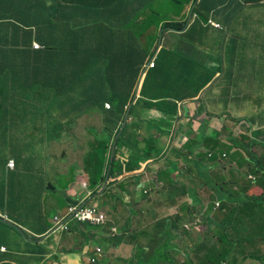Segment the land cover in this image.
<instances>
[{
	"label": "crops",
	"instance_id": "obj_1",
	"mask_svg": "<svg viewBox=\"0 0 264 264\" xmlns=\"http://www.w3.org/2000/svg\"><path fill=\"white\" fill-rule=\"evenodd\" d=\"M149 1L90 0L95 6L73 12L77 27L68 25L63 16L47 27L45 5L41 14L35 11V0H0V19H7L6 25L0 24V264H91L95 247L102 249L108 263L123 264L133 257V249L138 250L132 247V231L139 216L138 204L124 198L143 190L145 195L152 193L154 183L161 185L155 178L163 170L158 169L160 162L176 160V167L184 163L182 157L170 154L174 149L187 154L183 146L192 141L204 147L205 137H226L232 128L235 133L247 129L249 135L259 128L244 125L250 117L264 119V53H259L264 51V6L242 13L246 26L241 28L251 34V42L241 49L237 46L233 60L226 62V36L219 51L207 36L216 28H207L203 35L194 33L203 45L181 38L193 22L189 13L194 5L185 9V27L174 30L157 22ZM222 14L224 18L223 9ZM136 20L150 22L157 38L156 48L147 47L149 56L133 79ZM47 40L59 46L58 56L44 49ZM33 43L41 53L32 48ZM163 49L174 55H161ZM179 55L193 63L181 61ZM37 72L43 76L42 83L33 85ZM4 78L11 79L8 90L2 88ZM192 82L204 86L195 95L189 88ZM137 84V98L142 102L178 99L176 107L171 113L170 106L160 109L133 102L134 115L127 117L123 128L127 131L116 156L115 181L106 186L108 180L99 183L95 177L102 173L105 179L109 174L107 160L117 135L100 166L93 152L110 138L109 133L99 138L106 121L101 100L113 97V89L128 92L129 88L134 97ZM71 113L79 114L72 124L59 123L60 114ZM137 119L146 124L144 130ZM263 144L257 140L254 151L261 153ZM197 145L192 147L193 158L200 150ZM8 160H13L12 169L7 168ZM167 179L162 175V181ZM117 196L121 201L109 199ZM76 202L104 210L106 224L71 221L67 231H59L54 218L64 217ZM108 244L115 250H109Z\"/></svg>",
	"mask_w": 264,
	"mask_h": 264
},
{
	"label": "trees",
	"instance_id": "obj_2",
	"mask_svg": "<svg viewBox=\"0 0 264 264\" xmlns=\"http://www.w3.org/2000/svg\"><path fill=\"white\" fill-rule=\"evenodd\" d=\"M35 2L37 4L35 11H38L41 14L45 5L47 11V27H52L54 22H58L63 17L68 25L77 27L74 25L75 15L73 12L81 7L90 9L95 6V3H90V0H46V4L43 0H35ZM112 5L114 4H110V6ZM193 5H195L192 10L193 22H191L186 33H183L181 38L192 44L198 43L203 45L204 41L200 40L195 34L203 35L204 32L207 31V28L213 29L211 25L207 24V21L211 19L220 24L222 29L218 32L215 29V32L213 31L212 34H208L207 36H211L212 41L216 44H212V46H216L217 51L220 49L221 40L226 36L223 53L225 61L230 62L235 57V48L237 46L240 49L241 47L244 48L249 42H251L252 38L251 34L246 33V31L241 28L242 25L246 26L245 23H242V13L252 6H264V0H198V2L197 0H152L148 2L149 11L158 17L157 22L163 21L164 28L170 27L174 30L185 27L187 18L185 9L187 7L191 9ZM106 6L107 4L103 7ZM222 9L224 10V18L221 16L223 15ZM5 21H7L5 17L1 18L0 24L6 25ZM136 23L135 37H133L135 40L132 45L136 48L134 55L137 59L135 61L133 59L134 63L132 64V67H130L133 70V79L138 78L143 63L149 56L147 54H149L150 50L146 52L147 47L153 50L156 48L155 40L157 38V35L151 30L152 27L150 22L146 23L143 20L137 22L136 20ZM226 27L227 33L224 35ZM243 28L245 29V27ZM43 47L47 52L53 53L52 57H56L60 53L58 50L59 46H53L48 40ZM35 51H37V54L42 52L40 50ZM243 52L245 53V51ZM142 54L145 55L141 56ZM146 55L147 57H145ZM161 55H174V53L163 49ZM179 59L185 63H193L180 55ZM155 65H158V61L154 64V67ZM191 74L192 73H190V75ZM36 77L38 81L33 85L37 84L39 81L42 83L43 76L41 77L37 72ZM45 79L47 78L45 77ZM10 85L11 79L4 78L2 88L8 90ZM131 86L134 90L135 83H131ZM54 87L56 86L53 85L52 88ZM203 87L204 86L201 82H192L189 84V88L194 91V93L192 92V95L199 93ZM112 94L113 97L102 98L101 100V105L107 102L109 103L110 108L104 109L106 110V121H104V129L99 138L104 139L108 133L110 138L103 140L98 144L93 152L95 153V156L99 158L100 166L103 162L104 155L109 153V142L118 134L119 127L133 98L130 96L131 90L129 88L128 92L113 89ZM184 98L187 99L189 97ZM174 100L178 99H167L152 103L142 102L141 99L137 98L135 102L137 104H143L144 107H159L160 109L170 106V109L172 110L171 113H173V109L176 107ZM158 103L159 105H156ZM130 115H134V110L132 108L129 110V116ZM78 116L79 114L72 113L60 114L58 121L61 124H72L73 120ZM263 120L264 119L261 120V118L256 117H250L248 119L246 125H244L246 128L259 126L251 136L246 135V129L245 131H241L239 133L240 135H237L238 137L233 134H229L226 137H221L220 135L215 136V138L205 137L202 142L204 147L198 146L197 141H192L189 145L183 146V149L188 151L187 154H178L180 151L176 149L171 151L172 153L170 154H172L173 157H182L186 166H192L194 168L197 176L200 178L201 184L212 191L214 199L220 204H223L222 206L224 207L215 212V216L220 220H213V228L208 230V232L213 234V237H206L202 242H196V239H192L193 246L189 249L193 250L197 256L200 255V257H197V262H193L191 258H187V263L245 264V262H248L249 264H264V144L261 146V153L254 151L257 140H262L264 143V124H261ZM123 131H125V129L122 130L121 134L116 139L112 161L109 160L110 156L107 160V166H111V169H109L106 186L115 181V164L113 163L115 159H117L116 156L119 154L118 148L122 145V141L124 140L123 139L118 145V141L121 138ZM261 134H263V137L258 138ZM196 145L200 149H204L203 153L199 151L197 152V159H195L196 157H192V147ZM227 156L230 158L229 164L228 162L223 163V161H221L222 158H226ZM176 165V160L170 161L168 159L166 171L163 172V170H161L158 173L157 178L162 180V175L167 176L169 173H176L179 177H182L184 181H187L188 176L183 175L182 171H177L179 169L176 168ZM229 165H233V167L228 168L227 166ZM135 167L136 166L134 165L131 172L134 171ZM212 169H216L217 171L211 172ZM250 176L253 178H250ZM176 177L179 178L178 176ZM92 178L94 180V176ZM183 180H177V182L174 183L172 180L167 179L163 180V182L169 186H173V190L178 194H186L192 198L193 205L198 203L199 200L194 188ZM95 181L102 183L104 181V175L101 173L99 177H95ZM226 187L229 189H226ZM150 194L151 193L148 195ZM117 200L121 201L120 197L117 196ZM228 202H233L234 206L223 213L222 210L227 207ZM78 203L79 202L72 204L78 205ZM192 212L195 213L194 210ZM194 220L195 217L189 222L191 223ZM170 227L175 228V224L164 220L162 235L164 234L167 236L163 239H167L163 244V249L155 252L157 257H159V254L161 255L160 251H162L164 255H167L169 250H175V247L168 242L174 238ZM183 232L186 233L185 230H183ZM212 238H214L216 242L208 247ZM156 250H158L157 247L149 256L145 257L144 253L142 254L141 249H138L131 259L124 262H126V264H158L160 260L167 264H172L169 257H155L154 251ZM186 262L184 264H186Z\"/></svg>",
	"mask_w": 264,
	"mask_h": 264
},
{
	"label": "rangeland",
	"instance_id": "obj_3",
	"mask_svg": "<svg viewBox=\"0 0 264 264\" xmlns=\"http://www.w3.org/2000/svg\"><path fill=\"white\" fill-rule=\"evenodd\" d=\"M259 53H262L263 55L264 51H259ZM79 104L77 103L76 105L79 106ZM140 120L142 121L145 119L141 117ZM136 121L137 123H140V125H143V130L147 127L146 124H143L138 119ZM232 129L230 131V134L232 133L234 136L240 135L239 134L240 131H237V133H235L236 131L234 132L232 131ZM126 131L127 130L123 131L121 138L118 141V145L124 139ZM150 132L153 133V128H151ZM248 133H250L249 135L254 134V132L252 131ZM145 135L148 139H150L151 136L149 134H145ZM150 144H151V140L149 141V143H146L148 147H150ZM142 145L145 144L140 143V146ZM199 152L203 153L204 151L200 149ZM196 155L197 154H194V156L196 157L195 159H197L198 157ZM229 160L230 158L227 156L226 158H222L221 161H223V163L228 162L229 164L230 163ZM117 162L118 161L115 159L113 164L116 165ZM160 163L161 164L158 169L162 167L161 169H163V172L166 171L167 164H165L164 162H160ZM178 164L179 165L176 168L179 170L177 171L179 172L182 171L183 175H187L188 176L187 181H184L183 178L179 177V175L177 174H174V178H172L171 174L173 173H169L167 175V178L172 180L174 183H176L177 180H183L185 183L186 182L189 183V185L192 186L196 192V195L199 200L198 203L193 205L192 198H190L186 194H178L176 191L173 190V186H169L165 184L160 179L158 180L159 182H161V185L158 183H154L153 184L154 188L152 189V193L150 195H148L149 194L148 193L145 196V192L143 190L141 191V194L140 193L136 194L134 195V197L128 195L127 197L124 198V200L129 201L130 204L131 203L138 204L139 216L137 217V219H135L133 223L134 229L132 231V237L134 238L132 240L133 242L132 247L133 248L137 247L138 249H141L142 254L144 253L145 256H149L156 246L158 251L163 249L164 247L163 244L167 239V238L163 239L164 237L167 236H165L164 234L162 235V230H163L162 227L164 220H167L168 222L170 223L172 222L173 224H175V228L170 227V230H172L173 232L174 238L171 239V241L170 240L168 241L169 243H171V245H173V247H175V250H169L167 255H164L162 251H160L161 255L159 254V257H157L156 253L154 254V256L157 258L169 257V259L172 261V264H184L187 258L189 259L191 258L193 262H197V257H200V255L197 256L193 252V250L189 249L191 246H193L192 239H196V242H202L203 240L206 239V237H213V234L208 232V230L213 228L212 227L213 220H217V221L220 220L215 216V212L218 209L224 208L222 206L223 204H220L214 199L212 191H210L209 189L206 188V186L201 184L200 178L197 176L196 171L192 166L188 167L183 162ZM227 167L231 168L233 167V165H229ZM214 170H211V172H214ZM176 176H178L179 178H177ZM155 178H157L156 175ZM226 189L229 188L226 187ZM146 192L148 191L146 190ZM109 199H111L115 203L117 197H114L113 199L112 198ZM233 206H234L233 202L232 203L228 202L227 207L224 210H222L223 213H225L227 209ZM193 210L195 211V213L192 212ZM102 211L105 213L104 210ZM194 217H195V221L193 224L187 223L190 220V218H194ZM111 222H114L113 219H111ZM183 230H185L186 233H184ZM123 237H127V236L123 235ZM215 242L216 240L212 238L209 242L208 247L213 245ZM175 244L178 246H176ZM106 246L109 250H115L114 248H111L109 244ZM135 250L136 248L133 249L132 251L135 253ZM116 258H120V257L116 256ZM158 264H167V263L159 260ZM186 264H191V263L186 262ZM245 264H249V263L245 262Z\"/></svg>",
	"mask_w": 264,
	"mask_h": 264
},
{
	"label": "built area",
	"instance_id": "obj_4",
	"mask_svg": "<svg viewBox=\"0 0 264 264\" xmlns=\"http://www.w3.org/2000/svg\"><path fill=\"white\" fill-rule=\"evenodd\" d=\"M214 27L219 28L218 24L211 23ZM34 48H38V45H34ZM150 66H153V63H150ZM105 108H109L110 105L108 103L104 104ZM8 168H13V161H8ZM250 178H253L250 176ZM68 220H75L76 223H87L94 226H102L105 224L106 215L105 213L97 208L96 206H72L68 209L66 215L62 218L55 217V225L58 226L59 230H67L66 222ZM103 257V253L101 248L97 247L94 249V253L90 258V262L101 263V258Z\"/></svg>",
	"mask_w": 264,
	"mask_h": 264
},
{
	"label": "clouds",
	"instance_id": "obj_5",
	"mask_svg": "<svg viewBox=\"0 0 264 264\" xmlns=\"http://www.w3.org/2000/svg\"><path fill=\"white\" fill-rule=\"evenodd\" d=\"M198 2V1H197ZM191 16H192V11H191ZM211 23H214V24H218L217 22H214L213 20H211V19H209L208 21H207V24H209V25H211L212 27H214ZM219 25V28H216V27H214V28H216V29H222V27H221V25L220 24H218ZM34 45H38L37 43H33V45H32V48L34 49V50H38L39 48H40V46L38 45V48H34ZM153 67V66H152ZM138 95V94H137ZM137 99V98H136ZM135 99V100H136ZM109 104V103H108ZM105 108V107H104ZM110 108V107H109ZM108 108V109H109ZM105 109H107V108H105ZM130 109V108H129ZM128 110V109H127ZM127 112V111H126ZM128 116H129V112H128ZM127 116V117H128ZM139 118H141V117H139ZM197 154V153H196ZM225 157V156H224ZM8 161H13V160H8ZM8 163V162H7ZM13 165H14V163H13ZM7 168H8V166H7ZM8 169H12V168H8ZM72 206H79V207H83V206H88L87 204L85 205H71V207ZM100 209V208H99ZM106 215V214H105ZM107 216V215H106ZM191 219L192 218H190V220L189 221H191ZM71 221H73V222H76L75 220H68L67 222H66V224H67V228H68V225H69V223L71 222ZM187 222V223H190V222ZM195 221V220H194ZM194 221L193 222H191L190 224H193L194 223ZM106 222H107V217H106V221H105V224H106ZM78 224H87V223H78ZM104 224V225H105ZM104 225H102V226H104ZM58 227V226H57ZM59 230V229H58ZM68 230V229H67ZM67 230H59V231H67ZM95 248H97V247H95ZM94 248V249H95ZM100 248V247H99ZM102 250V249H101ZM93 253H94V250H93ZM102 253H103V251H102ZM93 255V254H92ZM91 255V256H92ZM103 256L104 257H106V255L103 253ZM91 258V257H90ZM89 261H90V259H89ZM131 262V261H130ZM91 263V262H90ZM91 264H93V263H91ZM95 264H110V263H108L105 259H103V258H101V263H95ZM123 264H126V262H124Z\"/></svg>",
	"mask_w": 264,
	"mask_h": 264
},
{
	"label": "water",
	"instance_id": "obj_6",
	"mask_svg": "<svg viewBox=\"0 0 264 264\" xmlns=\"http://www.w3.org/2000/svg\"><path fill=\"white\" fill-rule=\"evenodd\" d=\"M194 6H195V5H194ZM194 6H193V8H194ZM190 17H191V12L189 13V19H190ZM138 88H139V84H137V87H136V90H135V94H134V97H133V99H132V101H131V103H130V105H129V108L131 107V105L133 104V102L135 101V99L137 98ZM128 112H129V109L127 110V112H126V114H125V117H124L123 123H122V125H121V128L119 129V132H118V134H117V137L120 135L121 131L123 130V128H124V126H125V122H126V120H127ZM117 137H116V138H117ZM114 141H115V140H114ZM113 149H114V145H112L111 158H110V160H112ZM107 179H108V171H107L106 176H105V179H104L105 182L107 181ZM8 224L11 225V226H13V227H15L16 230H18L20 233H22L21 230H20L17 226H15V225H13V224H11V223H8Z\"/></svg>",
	"mask_w": 264,
	"mask_h": 264
}]
</instances>
